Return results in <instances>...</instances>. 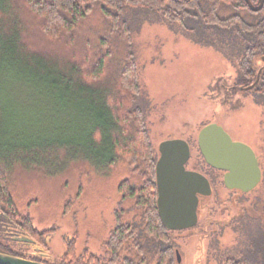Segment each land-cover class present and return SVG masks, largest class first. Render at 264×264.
I'll return each instance as SVG.
<instances>
[{
	"label": "trees",
	"instance_id": "trees-1",
	"mask_svg": "<svg viewBox=\"0 0 264 264\" xmlns=\"http://www.w3.org/2000/svg\"><path fill=\"white\" fill-rule=\"evenodd\" d=\"M148 12L183 28L195 21L200 33L221 40L234 51L240 92L264 105V65L255 63L264 57V6L255 12L246 0H0L1 253L47 264H175L172 231L157 207L158 155L138 103L133 22ZM260 69L259 82L247 89ZM119 162L131 168L119 192L138 212L129 222L118 217L103 258L78 255L76 239L56 263L26 251L31 242L17 237L48 250L56 230L40 232L20 212L17 185L70 179L87 166L103 172ZM257 236L225 264H264V229Z\"/></svg>",
	"mask_w": 264,
	"mask_h": 264
},
{
	"label": "rangeland",
	"instance_id": "rangeland-1",
	"mask_svg": "<svg viewBox=\"0 0 264 264\" xmlns=\"http://www.w3.org/2000/svg\"><path fill=\"white\" fill-rule=\"evenodd\" d=\"M135 17L134 51L141 87L138 103L145 112L155 155L166 140H186L192 150L189 168L212 179L213 194L201 201L197 226L170 233L181 256L175 264H225L230 256L244 253L264 229V105L251 93L240 92L238 71L232 63L234 51L223 49L221 40L213 41L215 37L209 33H200L202 25L191 19L194 22L183 28L154 12ZM224 37L230 40L231 36ZM255 63L262 66L264 60L258 57ZM237 106L240 108L234 110ZM211 123L254 149L262 179L252 191L227 189L223 175L206 164L198 135ZM130 176L128 164L119 162L103 172L87 166L75 170L70 179H28L17 185L20 212L30 216L40 232L56 230L47 238L43 260L59 262L67 242L73 239L78 255L88 250L103 258L104 244L118 217L129 222L138 212L135 200L119 192L121 182ZM66 182L68 190L63 188Z\"/></svg>",
	"mask_w": 264,
	"mask_h": 264
},
{
	"label": "water",
	"instance_id": "water-1",
	"mask_svg": "<svg viewBox=\"0 0 264 264\" xmlns=\"http://www.w3.org/2000/svg\"><path fill=\"white\" fill-rule=\"evenodd\" d=\"M246 2L255 12L264 6V0H258L256 5L252 0ZM261 72L262 69L256 82L247 89L259 82ZM198 145L209 166L226 172L224 184L228 189L248 193L259 185L262 171L254 149L243 142L234 141L222 126L211 123L202 128L198 135ZM190 157V144L183 139L166 140L159 147L156 163L157 207L162 222L171 231L195 226L199 221V196L212 194V187L206 176L187 170ZM16 239L33 242L28 237ZM0 264L47 263L0 252Z\"/></svg>",
	"mask_w": 264,
	"mask_h": 264
},
{
	"label": "flooded vegetation",
	"instance_id": "flooded-vegetation-1",
	"mask_svg": "<svg viewBox=\"0 0 264 264\" xmlns=\"http://www.w3.org/2000/svg\"><path fill=\"white\" fill-rule=\"evenodd\" d=\"M256 5V4H255ZM189 143V142H188ZM190 144V143H189ZM190 147H191V145H190ZM200 149V148H199ZM200 152H201V150H200ZM201 155H202V153H201ZM191 156H192V150H191ZM203 156V155H202ZM158 158H159V152H158ZM204 158V157H203ZM190 160H191V157H190V159H189V161H188V163H187V165H186V168H187V170H190V171H195V172H198V173H201V174H203L204 176H206L207 178H208V180L210 181V184H211V187H212V179H211V177L210 176H208V174H205L204 172H202V171H199V170H197V169H195V168H189V162H190ZM205 160V159H204ZM206 162V161H205ZM207 164V163H206ZM208 165V164H207ZM209 166V165H208ZM212 170H214V171H218V172H220L222 175H223V177H222V180H223V184H224V176H225V171H221V170H218V169H215V168H212L211 166H209ZM224 186H225V184H224ZM226 187V186H225ZM227 188V187H226ZM228 189V188H227ZM229 190H231V189H229ZM232 191H237V192H240V193H244V192H242V191H240V190H232ZM212 194H213V187H212ZM211 194V195H212ZM210 195V196H211ZM210 196H202V195H200L199 197H200V201H199V207H198V216H199V210H200V205H201V201L203 200V199H205V198H208V197H210ZM199 222V221H198ZM198 224V223H197ZM197 224L195 225V226H193V227H191V228H194V227H196L197 226ZM191 228H188V229H191ZM188 229H184V230H188ZM171 231V230H170ZM176 231H182V230H176ZM30 244V246H26L25 247V249H26V251L27 252H32L33 254H35V256L34 257H36V258H41L42 259V255H43V253H42V249L40 248V247H37L36 246V244H34V241L33 242H31V243H29ZM180 257V258H179ZM180 261H181V256H180V253L178 252V250L176 249L175 250V262H178V263H180Z\"/></svg>",
	"mask_w": 264,
	"mask_h": 264
}]
</instances>
